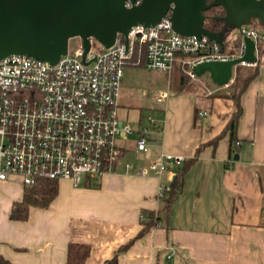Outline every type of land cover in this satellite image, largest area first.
<instances>
[{
  "label": "crops",
  "instance_id": "crops-1",
  "mask_svg": "<svg viewBox=\"0 0 264 264\" xmlns=\"http://www.w3.org/2000/svg\"><path fill=\"white\" fill-rule=\"evenodd\" d=\"M258 45L257 73L238 96L232 132L225 125L235 102L222 91L226 86H173L152 116L154 125L140 118L130 122L133 137L118 138L124 156L96 180L57 179L50 201L28 204L23 218L10 217V210L23 198L24 184L17 177L0 180V256L12 264H68L72 241L89 245L80 264H106L116 249L117 264H264V41ZM121 85L122 79L118 107ZM142 125L148 127L146 150L136 151ZM162 151L182 155L178 165L185 166L166 205L158 188L171 185L176 165L159 175L134 171ZM148 209L159 218L137 235Z\"/></svg>",
  "mask_w": 264,
  "mask_h": 264
},
{
  "label": "built area",
  "instance_id": "built-area-1",
  "mask_svg": "<svg viewBox=\"0 0 264 264\" xmlns=\"http://www.w3.org/2000/svg\"><path fill=\"white\" fill-rule=\"evenodd\" d=\"M239 34L253 38L256 47L259 40L264 41V31L255 26L241 25ZM94 39L89 37L84 56L80 44L54 63L19 53L0 58V180L17 177L30 185L41 178H68L78 184L114 170L126 150L118 138L126 139L133 130L130 122L118 118L117 109L123 67L136 43L144 47V67L169 73L177 63L193 78L195 63L226 60L243 52L242 40L235 50H226L205 35L176 32L169 12L154 24L131 25L127 46L121 33L110 46L99 41L95 46ZM146 118L154 125V117ZM147 130V125L138 129L136 151L146 150ZM182 158L162 151L134 171L159 175ZM123 163L126 169L133 166L127 159ZM168 188L161 184L159 194Z\"/></svg>",
  "mask_w": 264,
  "mask_h": 264
},
{
  "label": "water",
  "instance_id": "water-1",
  "mask_svg": "<svg viewBox=\"0 0 264 264\" xmlns=\"http://www.w3.org/2000/svg\"><path fill=\"white\" fill-rule=\"evenodd\" d=\"M215 4L225 12V37L232 29L240 35L241 25L264 24V0H0V58L19 53L54 63L66 53L68 39L74 36L80 39L83 56L89 48V37L110 46L121 33L127 46L131 25L154 24L167 12L176 32L205 35L222 43L220 34L224 30L215 32L203 26V10ZM240 38L241 55L195 63L191 72L196 77L207 73L217 85L231 81L241 61L257 60L255 40L247 35Z\"/></svg>",
  "mask_w": 264,
  "mask_h": 264
},
{
  "label": "trees",
  "instance_id": "trees-1",
  "mask_svg": "<svg viewBox=\"0 0 264 264\" xmlns=\"http://www.w3.org/2000/svg\"><path fill=\"white\" fill-rule=\"evenodd\" d=\"M203 13L206 15L203 21V26L207 29H210L215 32H222L221 37H223L222 46L225 47L227 43L225 40V31L228 27L225 26L224 21L226 20L225 12L221 5L215 4L210 6L209 8L203 10ZM228 21V20H227ZM264 27V24L261 26ZM264 29V28H263ZM240 35L234 37L231 40V44L233 48H237L240 45ZM258 47H260L258 45ZM144 47L135 44L132 54L130 58L127 60L128 64L132 65H140L144 64ZM135 61H138L137 63ZM176 68L179 72L176 75V80L173 79L171 82L173 86L178 90L184 89L190 84V81H187L190 76L186 74L182 67L175 63L173 66L172 71ZM257 73V61L255 65H237L234 69V75L232 80L227 84V92L224 93L225 95L230 96L233 98L235 102V110L232 112L231 117L229 118L227 124L225 125L231 132L234 130L237 117L240 113V105L238 101L239 94L246 88L247 84L250 82L251 79ZM217 137L214 138V140ZM185 166H175V172L173 175V179L169 188L164 191L163 199L165 205L171 200L172 196L178 191L181 185V177ZM57 192V184L55 179H48V178H41L38 179L36 182L30 185L24 184V194L23 198L19 201H14L12 203V207L10 210V217L13 218H23L26 216L27 213V206L28 204H39L45 205L47 204L50 199L55 195ZM143 215L141 216V223L142 226L137 231V235L143 233L151 224L155 223L159 215L154 210H143ZM130 240L124 242L119 247H125ZM118 250V249H116ZM114 251L113 255L106 259V264H117L116 252ZM89 251V245L84 242H68L67 250H66V262L68 264H80ZM0 264H12L2 256H0ZM153 264H169L167 262H157L155 261Z\"/></svg>",
  "mask_w": 264,
  "mask_h": 264
},
{
  "label": "rangeland",
  "instance_id": "rangeland-1",
  "mask_svg": "<svg viewBox=\"0 0 264 264\" xmlns=\"http://www.w3.org/2000/svg\"><path fill=\"white\" fill-rule=\"evenodd\" d=\"M250 25H245L248 27ZM251 26H262L261 23L251 24ZM264 28V27H263ZM262 30L261 28H259ZM238 35L236 29H232L229 33V40H226L225 49L227 50H235L236 48L232 47L231 40ZM259 45L263 43V41L259 40ZM81 42L79 37L74 36L68 39L67 43V51L72 53L78 46H80ZM93 44L98 45V41L94 39ZM136 63L138 61H135ZM179 73L176 68L171 73L170 82L173 79L176 80V75ZM196 80L192 78H188L187 81H190L189 88H192L194 84L199 85L200 91H204L202 89L203 83H208L210 86H213L215 83L211 81L208 77L207 73H203L197 76ZM122 85H121V106L118 107V116L122 119H126V121L132 122V120H136L138 118L141 119L142 122L147 121V116H155L156 111L159 106L162 105V100L164 96H160L157 94L158 91H166L171 92L173 85L171 83V87L169 86L168 76L165 72L149 69L144 66L138 65H125L123 68L122 75ZM230 82V81H229ZM216 85V84H215ZM202 89V90H201ZM227 90L222 89V91ZM129 138H132L133 135H128ZM92 180H96L97 176L91 177Z\"/></svg>",
  "mask_w": 264,
  "mask_h": 264
},
{
  "label": "flooded vegetation",
  "instance_id": "flooded-vegetation-1",
  "mask_svg": "<svg viewBox=\"0 0 264 264\" xmlns=\"http://www.w3.org/2000/svg\"><path fill=\"white\" fill-rule=\"evenodd\" d=\"M207 1H211V0H207Z\"/></svg>",
  "mask_w": 264,
  "mask_h": 264
}]
</instances>
